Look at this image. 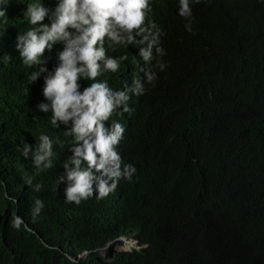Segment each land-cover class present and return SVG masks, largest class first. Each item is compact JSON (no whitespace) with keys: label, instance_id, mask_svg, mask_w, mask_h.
<instances>
[{"label":"trees","instance_id":"obj_1","mask_svg":"<svg viewBox=\"0 0 264 264\" xmlns=\"http://www.w3.org/2000/svg\"><path fill=\"white\" fill-rule=\"evenodd\" d=\"M30 3L54 9L57 0H0V264H264V0H190L191 31L179 0H150L146 23L156 24L165 55L153 49L148 65L139 44H105L108 56L128 57L97 78L113 91L143 78L141 68L157 79L131 96L130 112L118 108L104 122L125 128L116 150L136 169L131 181L79 205L66 202L60 181L74 138L38 110L63 45L31 68L16 51ZM41 134L54 142V166L38 172L21 152L24 143L35 151ZM121 238L134 248L96 252Z\"/></svg>","mask_w":264,"mask_h":264},{"label":"clouds","instance_id":"obj_2","mask_svg":"<svg viewBox=\"0 0 264 264\" xmlns=\"http://www.w3.org/2000/svg\"><path fill=\"white\" fill-rule=\"evenodd\" d=\"M191 3L199 4L200 0H191ZM151 10L150 0H57L54 9L41 3H30L23 14L31 25L25 34L17 36L16 51L24 65L29 68L41 65L40 57L44 56L46 49L51 51L57 42L63 45L57 53V66L45 77L43 96L48 103L39 104L38 110L51 112L50 123L54 127L65 125L68 128L65 134L74 138L73 156L64 165L65 174L60 177V181L67 185L64 190L67 203L79 205L94 194H98L97 199L106 198L115 191L120 179L131 181L136 172L133 165L123 164L116 150L125 128L116 121L109 128L104 122L118 108L130 112L128 101L131 96L143 95L144 82L153 85L157 73L150 67L141 68L144 77L137 75L132 85H126L122 91H113L107 80L99 81L97 78L102 72H117L120 63L128 59L126 55L118 58L108 56L106 43L109 47L141 45L139 56L146 65L153 59V49L158 56L165 55L160 46L161 33L153 31L156 24L146 23ZM4 15L5 11H0V16ZM178 15L188 21L185 28L191 31L190 0H179ZM46 64L47 60L39 72L31 74L33 82L48 72ZM156 67L163 71L166 65L158 61ZM82 79L92 81L83 90ZM39 140L35 151L30 144L24 143L21 152L25 159L31 154L38 172L54 166L52 138L41 134ZM56 143L62 146L61 141ZM82 163L87 167L82 168ZM31 182L29 179V185ZM40 188L41 185L37 184L36 191ZM42 207L43 202L37 200L34 217ZM22 223L20 217H15L13 227L19 229ZM118 246H123L121 250L134 248L135 241L117 239L96 252L106 253ZM87 255L85 252L79 257ZM72 260L75 262L80 258Z\"/></svg>","mask_w":264,"mask_h":264},{"label":"bare ground","instance_id":"obj_3","mask_svg":"<svg viewBox=\"0 0 264 264\" xmlns=\"http://www.w3.org/2000/svg\"><path fill=\"white\" fill-rule=\"evenodd\" d=\"M129 245H131V244L129 243Z\"/></svg>","mask_w":264,"mask_h":264}]
</instances>
